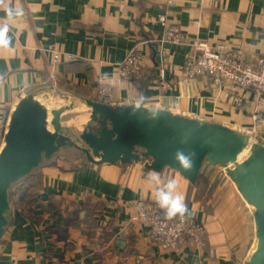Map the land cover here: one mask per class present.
Returning <instances> with one entry per match:
<instances>
[{"label": "crops", "instance_id": "0c3cea01", "mask_svg": "<svg viewBox=\"0 0 264 264\" xmlns=\"http://www.w3.org/2000/svg\"><path fill=\"white\" fill-rule=\"evenodd\" d=\"M163 11L183 29L186 42H162L158 15ZM4 24L10 43L0 46V148L7 111L32 91L58 107L67 102L66 95L92 97L106 82L113 88L110 104H131L143 95L161 108L246 133L255 126V112H264V97L256 92L185 74L196 40L216 50L264 55V0H3L0 26ZM131 51L145 65L139 89L120 80V65ZM165 81L173 87L165 90ZM229 95L242 96L244 108ZM65 115L63 122L71 128ZM83 117L86 123L71 128L72 133L84 129L90 112ZM258 129L264 137V128ZM36 172L42 188L35 207L43 220L13 208L0 241V264H246L249 258L256 237L254 210L221 166L204 164L192 185L173 169L158 173L145 168V160L95 165L68 149ZM150 173L158 174L162 184L177 180L188 214L207 225L208 247L186 243L162 250L149 240V226L132 219L137 200L155 201L158 186L149 180ZM202 177L209 188H196ZM224 177L243 212L240 221L221 188H212ZM210 188L214 192L204 206L196 195Z\"/></svg>", "mask_w": 264, "mask_h": 264}, {"label": "water", "instance_id": "95a60500", "mask_svg": "<svg viewBox=\"0 0 264 264\" xmlns=\"http://www.w3.org/2000/svg\"><path fill=\"white\" fill-rule=\"evenodd\" d=\"M38 95L32 91L19 100L0 148V241L10 222L14 186L44 162L72 149L95 165L145 160V168L158 173L170 168L190 183L197 182L204 164L223 167L254 207L257 244L246 264H264V144L250 143V135L237 128L165 108L152 119L147 110L133 114L129 104L66 95V103L49 107ZM78 102L88 106L90 119L82 131L72 133L63 117L78 109ZM249 146L248 156L240 160ZM178 149L195 153L192 171H185L175 159Z\"/></svg>", "mask_w": 264, "mask_h": 264}, {"label": "built area", "instance_id": "2783aa9c", "mask_svg": "<svg viewBox=\"0 0 264 264\" xmlns=\"http://www.w3.org/2000/svg\"><path fill=\"white\" fill-rule=\"evenodd\" d=\"M161 24L162 42L184 43L186 35L178 25L170 23L168 14L163 11L158 15ZM193 50L188 54L185 74L188 79L198 76H207L217 86L231 82L235 86L256 92L264 97V55H250L239 50H219L210 47L207 43L194 41ZM60 56L54 54V62L58 64ZM144 63L134 51L129 52L119 68L120 80L128 82L132 87L139 89L144 80ZM165 90L173 87L172 82H163ZM112 85L100 82L93 99L109 102L112 97ZM239 108H244L242 96H231ZM255 126L247 133L254 141L263 142L258 126L264 128V112L257 110L254 114ZM133 220L146 223L149 226V240L162 250L178 249L186 243L195 244L204 248L207 245V225L198 219L186 214L183 218L177 216L167 219L156 201L137 200Z\"/></svg>", "mask_w": 264, "mask_h": 264}, {"label": "clouds", "instance_id": "9594fccd", "mask_svg": "<svg viewBox=\"0 0 264 264\" xmlns=\"http://www.w3.org/2000/svg\"><path fill=\"white\" fill-rule=\"evenodd\" d=\"M3 0H0V4ZM9 16H11V10ZM8 25L0 26V46L7 47L10 40L7 38ZM133 110V114L140 110H147L152 119L159 117L163 109L158 104L148 102L147 98L143 95L136 98L131 104L128 105ZM195 153L186 154L182 149H178L175 153V159L179 162L181 168L185 171H192L194 168ZM149 180L155 183L158 187L154 192V199L158 206L164 210L167 219L171 220L177 216L183 218L188 214L189 209L185 203L184 196L178 192V182L174 178H169L162 184L158 174L150 173Z\"/></svg>", "mask_w": 264, "mask_h": 264}, {"label": "trees", "instance_id": "16d2710c", "mask_svg": "<svg viewBox=\"0 0 264 264\" xmlns=\"http://www.w3.org/2000/svg\"><path fill=\"white\" fill-rule=\"evenodd\" d=\"M144 76H145V67H144ZM10 115L11 112L7 111V115L5 119L6 121L8 120V117ZM199 178L197 182L192 183V185H196L199 181ZM204 181L205 179L202 177L201 182H203V184H207V182ZM201 182L199 184H201ZM40 188L42 187L38 173L37 172L30 173L14 186V190L12 191L10 196V200L13 208L21 209L25 217L32 220H36L38 222L43 220V216L36 211V207H35L40 199L38 194V190ZM52 209L54 208H51V210Z\"/></svg>", "mask_w": 264, "mask_h": 264}, {"label": "rangeland", "instance_id": "374dc122", "mask_svg": "<svg viewBox=\"0 0 264 264\" xmlns=\"http://www.w3.org/2000/svg\"><path fill=\"white\" fill-rule=\"evenodd\" d=\"M88 109L89 108L86 105H82L81 108L78 107V109L73 110V112H70V111L67 112L66 115H65V118H64L65 123L70 124L71 125V128H73V129H75V127L78 125V121L80 123L81 122H85L86 123V118L83 117V114L85 112H90ZM218 117H222V115L218 114ZM81 130H83V128H81ZM254 142H260V141L254 140ZM260 143H262V142H260ZM225 179H226L225 177L222 180L219 179L217 181L216 186H214L212 188H217V186H219L221 188V192H223L225 194V196H227L226 198L228 199L229 208H233L232 211L235 212L236 217H237V220L240 221L243 218V212L238 207L237 203H235V200H234L232 191L230 189L232 187H231V185L229 183L225 182ZM196 188H209V187H207L206 184H203V182H201V184L199 186H196ZM212 188H210V190L205 189L203 192H201V195H196V198L197 199L203 198L204 206H207L208 205V202L212 198V194L214 192V189H212ZM229 194H232V196L229 197ZM252 209L254 210V208H252ZM190 216L195 217L193 215H190ZM252 241L254 242V240H252ZM235 248H240V245L239 244H235Z\"/></svg>", "mask_w": 264, "mask_h": 264}, {"label": "bare ground", "instance_id": "6f19581e", "mask_svg": "<svg viewBox=\"0 0 264 264\" xmlns=\"http://www.w3.org/2000/svg\"><path fill=\"white\" fill-rule=\"evenodd\" d=\"M49 107H52V105H51V103L49 104ZM88 107V106H87ZM74 110V109H73ZM73 110L72 111H70V112H73ZM89 110V109H88ZM80 122L78 121V124H79ZM254 141L251 139V142L250 143H253ZM249 151H250V146H249V148L247 149V150H245V152L243 153V154H241V156H240V160H243L244 158H246L247 156H248V154H249ZM236 186H238L237 184H236ZM253 207V206H252ZM254 208V207H253ZM256 244H257V238L255 237V240H254V242H253V244H252V247L250 248V252H249V257L251 256V254L255 251V249H256Z\"/></svg>", "mask_w": 264, "mask_h": 264}]
</instances>
